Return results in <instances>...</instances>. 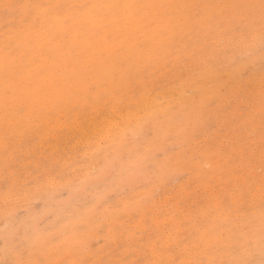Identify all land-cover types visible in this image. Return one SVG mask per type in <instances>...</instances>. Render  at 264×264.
Segmentation results:
<instances>
[{
  "label": "snow or ice",
  "instance_id": "6c2138e0",
  "mask_svg": "<svg viewBox=\"0 0 264 264\" xmlns=\"http://www.w3.org/2000/svg\"><path fill=\"white\" fill-rule=\"evenodd\" d=\"M0 8L18 20L0 45L5 171L21 129L50 137L61 125L87 138L90 150L74 177L59 162L46 167L36 191L6 177L0 264H104L81 258L84 224L57 226L20 202L38 209L40 192L53 185L87 193L113 184L147 193L133 219L171 217L172 228L166 222L158 240L149 238V258L136 264H264V0ZM241 48L247 55L238 57ZM221 52L231 54L222 59ZM257 53L258 100L251 79ZM212 121L233 125V135L183 158L208 169L206 201H192L189 186L160 183L173 167L166 145L198 141ZM177 222L189 228L183 237ZM257 249L259 261L250 258Z\"/></svg>",
  "mask_w": 264,
  "mask_h": 264
},
{
  "label": "rangeland",
  "instance_id": "374dc122",
  "mask_svg": "<svg viewBox=\"0 0 264 264\" xmlns=\"http://www.w3.org/2000/svg\"><path fill=\"white\" fill-rule=\"evenodd\" d=\"M163 2V0H138V2ZM244 2V0H207L214 3ZM38 3V4H68V3H106L111 0H0L4 3ZM174 2H199V0H174ZM18 23L15 14H6L0 8V45L6 35L12 33ZM231 53L221 52L223 59ZM236 56H246L243 48L235 51ZM255 59V67L252 73L253 88L258 100L260 92V64L259 54ZM258 76V77H257ZM259 81V82H258ZM163 99V97H161ZM2 115V114H0ZM86 121L90 117H84ZM233 125L223 126V122L212 121L202 129L200 139L191 141L180 139L166 145L169 155L173 158V167L169 174L160 182L170 190L176 187L189 186L192 201H206L201 185V178L208 171L200 165H185V156H201L203 149L209 142L227 144L233 135ZM61 125L49 137L42 136L32 130L21 129L16 134L10 155H14L12 167L5 171L4 150L0 140V258L2 257L3 232L6 222L4 218L5 183L8 178H15L19 184H30L33 191L37 190L36 178L42 174L46 167L52 168L57 162L60 171L66 176L74 177L80 168L79 161L83 159L85 152H89V141L73 130ZM3 136L2 120H0V138ZM87 142V143H86ZM88 144V145H87ZM219 158L212 161L215 168ZM223 163V161H221ZM219 180V177L217 178ZM227 181V176H224ZM67 183V181H65ZM147 195L143 190H133L129 186L113 184L106 188L104 185L92 187L87 193H77L68 189H59L58 186H49L39 194V208L31 209L27 201H21V207L29 211L42 214L47 222L60 226L61 222L84 224L87 228L85 239L87 247L83 250L81 258L89 261H103L104 264H136L137 261L148 257L144 250V243L151 238L156 241L163 233V225L169 223L172 228L170 216L160 215L159 219L149 216H137L133 219L136 209L141 206L142 199ZM13 201L15 196H11ZM159 200V198H157ZM167 199V197H165ZM93 201L94 203H88ZM96 205H101L97 207ZM148 204L146 207H152ZM189 230L186 225L180 228L178 222L175 231L181 237ZM150 251V250H149ZM179 254V250H177ZM259 261L258 249L254 256L250 257Z\"/></svg>",
  "mask_w": 264,
  "mask_h": 264
},
{
  "label": "bare ground",
  "instance_id": "6f19581e",
  "mask_svg": "<svg viewBox=\"0 0 264 264\" xmlns=\"http://www.w3.org/2000/svg\"><path fill=\"white\" fill-rule=\"evenodd\" d=\"M148 1V0H147ZM152 1V0H151ZM227 1V0H226ZM240 1V0H239ZM150 2V1H149ZM237 2V1H236ZM224 3V2H223ZM258 77V76H257ZM259 82V81H258ZM87 143V142H86ZM88 145V144H87Z\"/></svg>",
  "mask_w": 264,
  "mask_h": 264
}]
</instances>
